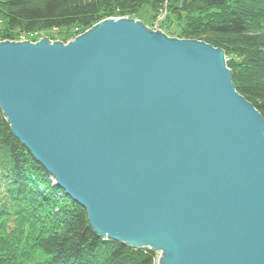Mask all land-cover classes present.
<instances>
[{
  "label": "water",
  "instance_id": "1",
  "mask_svg": "<svg viewBox=\"0 0 264 264\" xmlns=\"http://www.w3.org/2000/svg\"><path fill=\"white\" fill-rule=\"evenodd\" d=\"M0 111L98 236L157 264H264V120L222 49L125 18L3 41Z\"/></svg>",
  "mask_w": 264,
  "mask_h": 264
},
{
  "label": "trees",
  "instance_id": "2",
  "mask_svg": "<svg viewBox=\"0 0 264 264\" xmlns=\"http://www.w3.org/2000/svg\"><path fill=\"white\" fill-rule=\"evenodd\" d=\"M143 8L153 19L164 12L165 26L175 14L187 15L177 38L222 49L236 92L264 120V0H0L6 27L0 42L23 36L35 42L30 35L54 31L49 40L67 43L106 18L133 20ZM156 258L98 236L0 111V264H156Z\"/></svg>",
  "mask_w": 264,
  "mask_h": 264
},
{
  "label": "rangeland",
  "instance_id": "3",
  "mask_svg": "<svg viewBox=\"0 0 264 264\" xmlns=\"http://www.w3.org/2000/svg\"><path fill=\"white\" fill-rule=\"evenodd\" d=\"M186 16L187 15H185L183 13L181 15H179V16L177 14H175V17H174L175 19L172 21L171 25L168 26L169 24L167 22L166 23V26L167 27H166L164 25V23H163L164 20L166 19V16H165V13L164 12H162L156 19H153L151 17V15L149 14V11L147 10V8H143V9H141L138 12V14L136 15L135 19H133V20L141 22L144 26H146L151 31H159V32L163 33L164 35H166L169 38L179 39V38H177L178 37V33H179V31H177V29H179V27L182 26L181 25L182 22H185V17ZM106 19H119V18L110 17V18H106ZM106 19H104V20H106ZM176 19H177V21H176ZM5 28L6 27H5L4 22L3 21H0V33H2ZM89 29L90 28H88L87 30H89ZM87 30H85L84 32H86ZM56 33L57 32H54V31H43L39 35L40 38H38V36L36 34L35 35L34 34L33 35H30L29 38L37 37L36 38V41H38V40H40L42 38H47L48 39V38H51L53 36L55 37L56 36ZM79 35H81V34H79ZM79 35H77V36H79ZM77 36L71 37L68 40L71 41V40H73ZM26 38L27 37H24L23 36V37H21V39L19 41H31V40L26 39ZM180 40H183V39H180ZM56 41H58V40H56ZM58 42H60V41H58ZM158 256L159 255L157 254L156 264H157Z\"/></svg>",
  "mask_w": 264,
  "mask_h": 264
},
{
  "label": "built area",
  "instance_id": "4",
  "mask_svg": "<svg viewBox=\"0 0 264 264\" xmlns=\"http://www.w3.org/2000/svg\"><path fill=\"white\" fill-rule=\"evenodd\" d=\"M32 42V41H31Z\"/></svg>",
  "mask_w": 264,
  "mask_h": 264
}]
</instances>
